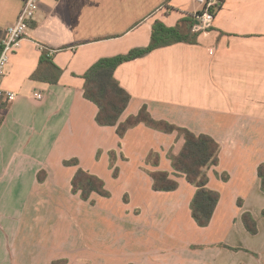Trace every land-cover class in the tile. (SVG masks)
<instances>
[{
  "label": "crops",
  "instance_id": "obj_1",
  "mask_svg": "<svg viewBox=\"0 0 264 264\" xmlns=\"http://www.w3.org/2000/svg\"><path fill=\"white\" fill-rule=\"evenodd\" d=\"M22 6L0 0V48ZM201 9L195 0H42L3 80L17 96L0 104V264H264V0H222L197 43L156 49L115 71L132 95L120 122L146 105L153 118L220 144L219 163L208 170V186L220 193L209 226L192 217L196 187L173 175L169 155L181 152L184 135L141 123L121 138L117 126L97 123L99 109L84 96L83 75L100 58L147 46L156 20L175 26L190 16L194 24ZM45 53L63 70L58 83L32 77ZM151 153L158 165L147 162ZM71 159L79 165H65ZM101 160L115 179L128 174L133 190L151 186L153 198L125 193L121 217L111 208L87 215L86 203L110 197L85 201L72 178L82 167L107 183L96 169ZM156 170L170 172L178 189L154 190ZM245 211L256 234L243 224Z\"/></svg>",
  "mask_w": 264,
  "mask_h": 264
},
{
  "label": "trees",
  "instance_id": "obj_2",
  "mask_svg": "<svg viewBox=\"0 0 264 264\" xmlns=\"http://www.w3.org/2000/svg\"><path fill=\"white\" fill-rule=\"evenodd\" d=\"M192 25L190 16L181 18L175 26H168L161 20H156L153 23L151 40L147 46L132 48L127 53L102 57L85 72L83 75L85 79L84 96L95 103L99 109L96 117L97 123L101 126H117V134L121 138L129 129L141 123L166 133L178 131L184 135L185 142L181 152L177 155H169L174 170L173 175L175 177L185 176L187 181L196 187L190 203L191 214L199 227H207L212 221L220 200V193L208 186V170L219 163L220 144L210 135L195 134L187 128L153 118L146 105L137 114L120 122L132 95L121 86L115 77V71L121 64L146 56L156 49L179 42L197 43L198 34L192 30ZM62 72L63 70L55 64L53 56L45 53L32 77L49 83H58ZM147 162L158 165L159 156L151 153ZM65 165H79V162L77 159H71L65 161ZM110 168L117 177L119 171L114 151L110 152ZM150 175L153 178V189L156 191H174L179 187L178 180L168 171H151ZM258 176L261 181V190L264 192V162L258 167ZM221 178L227 181L229 176L223 174ZM71 183L72 192L79 194L81 199L90 201L92 204H94L92 199L94 193L111 197L105 181L82 167H78ZM238 205L242 207L241 199L238 200ZM262 216L264 217V210ZM241 218L249 233L258 232V222L252 213L245 211Z\"/></svg>",
  "mask_w": 264,
  "mask_h": 264
},
{
  "label": "built area",
  "instance_id": "obj_3",
  "mask_svg": "<svg viewBox=\"0 0 264 264\" xmlns=\"http://www.w3.org/2000/svg\"><path fill=\"white\" fill-rule=\"evenodd\" d=\"M23 3L21 12L17 21L7 29V36L0 48V104L8 105L17 94L13 91L6 90L3 87V80L6 75L7 67L12 55L18 50L22 40L28 35L30 23L35 19V15L42 0H21ZM202 5L201 11L196 13L192 30L199 32L212 28L219 6L222 0H195ZM35 97L41 99L43 94L36 92Z\"/></svg>",
  "mask_w": 264,
  "mask_h": 264
},
{
  "label": "rangeland",
  "instance_id": "obj_4",
  "mask_svg": "<svg viewBox=\"0 0 264 264\" xmlns=\"http://www.w3.org/2000/svg\"><path fill=\"white\" fill-rule=\"evenodd\" d=\"M96 169L99 171V173H101L102 175H104L107 179V188L109 189V191L111 192V197L110 198H102L100 201V203H97L95 205H90L88 203L85 204V212L87 215H93L94 213L95 214H108L109 212V208L113 210H115L118 214L119 217H121V210H122V207H123V196L125 193H129V196L132 195L133 193H136V198H135V201H140V200H151L153 198V190L151 189V186H149L147 189L146 187H144L143 189H140V191H136V190H133L131 188V185H129V182H128V178H129V175L128 174H125L124 177L120 180H117L115 179L112 174H111V170L109 169V167L107 166L106 164V161L105 160H101L97 165H96ZM140 197V199H139ZM142 210L144 211V209L146 208L145 207V204L144 205H140L138 204ZM108 209V210H107ZM134 221V220H133ZM108 222V221H106ZM121 223H123L121 221ZM116 224V222H115ZM104 225V224H103ZM114 224H109V223H106V227L109 229L108 226H113ZM118 231L120 237H123L121 238L120 241V244H119V247H125V244H123V242L125 241V237L124 236H121V228L120 227H117V228H114L113 231ZM122 230L123 231H127L124 227H122ZM134 246L135 243L133 244H129L128 247L130 246ZM132 246V248H134Z\"/></svg>",
  "mask_w": 264,
  "mask_h": 264
}]
</instances>
